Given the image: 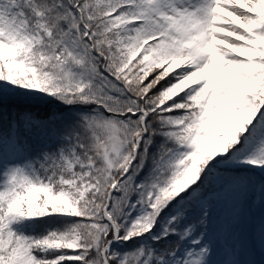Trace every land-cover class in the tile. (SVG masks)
<instances>
[{
	"label": "snow or ice",
	"instance_id": "snow-or-ice-1",
	"mask_svg": "<svg viewBox=\"0 0 264 264\" xmlns=\"http://www.w3.org/2000/svg\"><path fill=\"white\" fill-rule=\"evenodd\" d=\"M0 264H264V0H0Z\"/></svg>",
	"mask_w": 264,
	"mask_h": 264
}]
</instances>
